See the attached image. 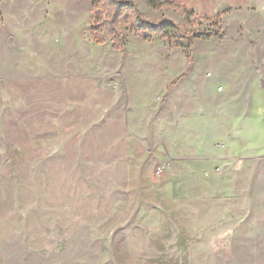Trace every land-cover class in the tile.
<instances>
[{
	"label": "rangeland",
	"instance_id": "obj_1",
	"mask_svg": "<svg viewBox=\"0 0 264 264\" xmlns=\"http://www.w3.org/2000/svg\"><path fill=\"white\" fill-rule=\"evenodd\" d=\"M134 1L149 24L126 7L112 34L110 0H1L0 38L43 33L53 69L92 56L81 37L114 63L125 46L130 59L206 52L211 64L199 67L212 72V92L237 101L242 76L253 72L241 59L252 47L264 51V0H226L215 14L207 0ZM164 22L171 32L153 29ZM255 126L264 139V108ZM20 132L15 145L0 129V264H264V158L254 172H179L169 191L157 179L139 188L129 172H75L55 145L33 161Z\"/></svg>",
	"mask_w": 264,
	"mask_h": 264
},
{
	"label": "crops",
	"instance_id": "obj_2",
	"mask_svg": "<svg viewBox=\"0 0 264 264\" xmlns=\"http://www.w3.org/2000/svg\"><path fill=\"white\" fill-rule=\"evenodd\" d=\"M225 2L207 0V14ZM21 37L9 32L0 38V129L15 145L27 130L33 161L50 158L55 145L60 160L76 163L75 172H129L131 185L157 179L169 191L179 172H254L264 158L255 126L264 108L261 46L241 59L253 72L242 76L237 101L230 103L209 87L210 69L199 67L211 64L206 52L183 61L162 53L130 59L125 46L114 63L81 37L92 56L53 69L54 48L43 33ZM166 163L155 177V168Z\"/></svg>",
	"mask_w": 264,
	"mask_h": 264
},
{
	"label": "trees",
	"instance_id": "obj_3",
	"mask_svg": "<svg viewBox=\"0 0 264 264\" xmlns=\"http://www.w3.org/2000/svg\"><path fill=\"white\" fill-rule=\"evenodd\" d=\"M1 2V0H0ZM111 4L115 7V10L114 12H112L110 14V23H111V29H110V32L112 34H115L117 33L118 31V28H117V22L119 20V17L122 13V10L126 7H129L133 10L136 11L137 13V16H138V22L140 24H147L148 22L147 21H144L141 17V13H140V9L138 7V4L134 1V0H110ZM150 4L152 6H156V2L154 0H149ZM185 13L190 17L193 12L191 10H187L185 9ZM99 23H100V19H98ZM165 23V24H164ZM163 24L162 23H156L154 26H153V29L156 30V31H165L166 33H169L172 31V26L166 22H164ZM149 24V23H148ZM93 35L95 37L96 40L98 41H101L102 40V35H101V32L99 31V29L96 27V28H93ZM209 36V35H208Z\"/></svg>",
	"mask_w": 264,
	"mask_h": 264
},
{
	"label": "built area",
	"instance_id": "obj_4",
	"mask_svg": "<svg viewBox=\"0 0 264 264\" xmlns=\"http://www.w3.org/2000/svg\"><path fill=\"white\" fill-rule=\"evenodd\" d=\"M167 166H169V163H166V164H162V165L157 166L156 167V170H155L156 175H161L165 171V169L167 168Z\"/></svg>",
	"mask_w": 264,
	"mask_h": 264
}]
</instances>
